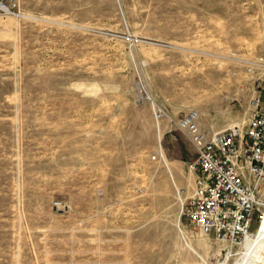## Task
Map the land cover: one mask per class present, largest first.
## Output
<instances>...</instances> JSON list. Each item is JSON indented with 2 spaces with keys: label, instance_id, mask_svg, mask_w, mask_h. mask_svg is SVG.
Segmentation results:
<instances>
[{
  "label": "rangeland",
  "instance_id": "obj_1",
  "mask_svg": "<svg viewBox=\"0 0 264 264\" xmlns=\"http://www.w3.org/2000/svg\"><path fill=\"white\" fill-rule=\"evenodd\" d=\"M3 1L0 264H248L264 222L230 251L182 213L194 148L171 119L246 123L264 0Z\"/></svg>",
  "mask_w": 264,
  "mask_h": 264
},
{
  "label": "built area",
  "instance_id": "obj_2",
  "mask_svg": "<svg viewBox=\"0 0 264 264\" xmlns=\"http://www.w3.org/2000/svg\"><path fill=\"white\" fill-rule=\"evenodd\" d=\"M0 9H6L3 0ZM197 117L189 108L171 119L194 148V157L187 162L188 170L196 172L194 188L181 210L193 226L211 233L231 251L251 233L254 218L263 219L257 210L264 189V91L243 126L209 131L199 127Z\"/></svg>",
  "mask_w": 264,
  "mask_h": 264
},
{
  "label": "bare ground",
  "instance_id": "obj_3",
  "mask_svg": "<svg viewBox=\"0 0 264 264\" xmlns=\"http://www.w3.org/2000/svg\"><path fill=\"white\" fill-rule=\"evenodd\" d=\"M260 212L263 213V219L260 221L257 216L254 218V220L256 221L255 222L256 225L254 224L255 226H253V227L251 225V233H249L246 236L245 241L242 243V245L247 240H249L250 238H252L251 236L253 234V231L256 228H260V226H262V224L264 222V209H261L260 208L259 210H257V213H260ZM252 241H253V244H254L255 248H254L252 257L250 259V262L248 264H264V228L259 229V230L256 231L254 238H252Z\"/></svg>",
  "mask_w": 264,
  "mask_h": 264
},
{
  "label": "water",
  "instance_id": "obj_4",
  "mask_svg": "<svg viewBox=\"0 0 264 264\" xmlns=\"http://www.w3.org/2000/svg\"><path fill=\"white\" fill-rule=\"evenodd\" d=\"M263 36H264V29H263Z\"/></svg>",
  "mask_w": 264,
  "mask_h": 264
}]
</instances>
